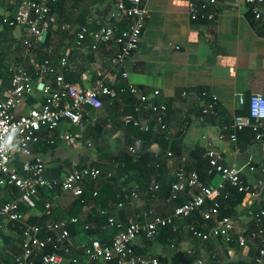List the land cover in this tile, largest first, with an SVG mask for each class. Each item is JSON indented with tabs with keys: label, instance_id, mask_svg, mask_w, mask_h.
I'll return each instance as SVG.
<instances>
[{
	"label": "crops",
	"instance_id": "1",
	"mask_svg": "<svg viewBox=\"0 0 264 264\" xmlns=\"http://www.w3.org/2000/svg\"><path fill=\"white\" fill-rule=\"evenodd\" d=\"M20 1L0 0V18L13 14ZM217 2L216 16L212 22H192L189 0H141L147 18L139 48L121 67L113 70L117 78L114 85L117 97L104 99L102 109L88 107L81 128L63 122L53 132L42 130V143L33 147V151L40 154L45 163L44 175L49 180L60 181L70 171L88 165L100 169L103 175L96 181L83 182L85 197L80 205L77 201L82 196L75 197L59 188L39 190L33 208L25 204L21 206L24 219L29 224L43 226L78 218L75 226L90 224L93 226L91 237L110 243L113 233L110 232V237L105 219L101 220L105 216L102 213L126 224H146L152 221L154 215L163 218L172 216L175 208L188 200V195L169 202V189L164 187L149 201L142 193L126 211L115 208L114 199L107 202L106 209L101 204H94L93 196L97 193L104 192L105 198L108 196L105 188L104 191L102 189L104 183L114 190L127 187L138 190L139 186L133 178L138 174L124 164L119 165V159L129 155L128 148L140 140L137 154L153 156L157 163L165 166L170 179H174L176 170L182 165V158H186V172H197L200 180L211 186L218 184L220 177L218 174L209 176L206 172L205 153L208 150L218 152L221 156L219 165L236 166L243 181L256 194L255 197L240 194L226 186L224 193L229 196L215 199L220 205V216L236 222L234 234L244 232L248 235L256 230L257 222L248 216V212L251 209L264 210V173L261 170L264 165V140L254 141L253 133L248 128L234 132L232 125L234 118L248 115L247 102L251 95L264 94V23L255 22L252 8L245 0ZM113 4L114 0H67L56 7L65 14L62 29L69 31L63 36L65 46L61 60L67 62L65 70L71 72V84L90 87L111 69L112 49L100 47L92 51L90 43L77 47L75 41L79 29L94 31L107 25ZM55 11L50 13L57 22L58 13ZM80 11L84 20L79 22L76 15ZM13 34L21 43L23 32L15 29ZM40 47L41 44L36 52L29 55L25 67L21 65L26 71L29 67L32 71L37 67ZM32 71L29 69V72ZM122 74L127 77L123 79ZM32 79L33 90L16 108L17 114H25L41 106V85L45 82L37 76ZM127 85L134 86L138 95L119 92ZM154 91H158L159 96L150 98L151 102H160L167 107L165 122L169 144L166 149L161 139V135L165 134L149 118L151 114L147 119L144 112L138 115L134 111L139 96L151 97ZM183 92L189 96L182 98ZM204 92L207 98L201 101L200 95ZM213 98H216V105L201 120L200 107L212 103ZM240 98L244 99L243 104ZM135 117L143 126L147 125L152 133L151 141L139 139L136 130L130 124H125L126 119ZM233 133L236 142L230 140ZM64 136H70V139L64 140ZM49 138L54 140V145L47 144ZM22 162L23 157L16 147L13 164L20 172ZM108 173L112 174L109 180L106 179ZM18 195L13 188L0 190V206L17 200ZM47 204L50 206L49 213ZM210 204L211 201L207 205ZM73 210L79 211L78 216H71ZM203 212L200 210L188 219L174 220L177 231L172 227L160 229L152 240L140 236L133 244L135 253L138 256L157 255L162 262L169 264H193L197 259H201L203 264H260L256 253L257 240H247L245 243L234 240L228 244L221 238H210L203 242L190 232V226L207 233L215 225L214 219L204 222ZM262 222L264 224V220ZM75 226L71 228L70 243L73 252L83 258L80 248L87 239H83ZM40 238L43 239V236ZM21 243V231L17 225L1 226L0 261L13 264L21 251ZM48 246L54 252L53 245ZM35 262H39V257Z\"/></svg>",
	"mask_w": 264,
	"mask_h": 264
},
{
	"label": "built area",
	"instance_id": "2",
	"mask_svg": "<svg viewBox=\"0 0 264 264\" xmlns=\"http://www.w3.org/2000/svg\"><path fill=\"white\" fill-rule=\"evenodd\" d=\"M50 0H21L16 11L8 16H2L1 25L23 32L22 46L26 56L33 54L35 45L43 42L48 29L53 26L55 19L50 13ZM252 8L255 22L264 23V0H245ZM217 0H189L188 9L192 22H212L216 16ZM147 12L142 6L141 0H114L113 11L109 23L94 31L81 28L77 32L75 45L81 47L86 39H90V49L97 51L100 47L112 49L110 56L111 69L106 75L96 80L90 87H80L66 83L62 70L67 67L66 60H61L56 65L46 60L37 68V77L45 83L41 86L42 103L40 108L31 109L25 114H17L16 108L20 106L27 95L33 90V79L21 65L10 64L9 72L12 73L11 88L5 89V84L0 79V190L13 188L18 192V199L0 206V227L17 225L21 231V251L14 258V264H169L161 261L157 255L138 256L133 244L140 236L152 240L158 230L172 227L176 219H188L203 210L204 222L215 220L213 228L205 233L190 226L189 231L198 239L205 242L210 238H221L226 243L236 240L245 243L247 240H257L256 253L260 264H264V210H249L248 216L257 222L255 231L245 235L244 232L234 234L236 222L232 218L220 216V205L215 199L229 196L224 193L226 186L240 194L255 197L254 191L243 181L238 169L234 165L220 166L221 156L218 152L208 150L205 153L209 161L208 175L218 174L220 182L214 186L204 184L197 172L187 173L184 166L186 158H182V165L175 173L174 182L170 187L168 201H177L188 195V200L175 208L173 215L163 218L154 215L151 222L140 224L132 222L124 224L114 217L107 218V224L115 233L110 243H104L89 236L82 244L83 258L72 250L70 243L69 226L78 223V218H69L43 226L31 225L21 212V206L30 208L35 206V199L39 190H53L56 188L69 192L75 197L83 195V182L85 180L96 181L102 177L100 169L92 166H83L78 170L70 171L60 180H49L45 177V163L40 154L33 151V147L42 143L40 132L46 130L53 132L60 128L63 122H68L72 127H83V117L86 109L91 107L95 110L103 108V101L117 97L118 92L114 89L117 81L114 69L121 67L139 48L142 32L145 26ZM124 28L120 29V25ZM126 74H122L125 79ZM83 81L85 79H82ZM121 93H129L131 96L138 95L136 88L127 85L120 89ZM158 91L152 96L140 95L139 103L134 111L140 115L145 113L148 119L156 124L160 132L167 134L165 113L167 107L160 102H151L150 98H157ZM187 92L182 93V98H187ZM207 98V93H201V101ZM240 103L244 99L240 98ZM248 115L234 118L233 131H241L248 128L252 131L254 141L264 140V94L251 95L248 98ZM216 105V98L209 105H202L200 118L203 120L211 113ZM147 121V120H146ZM125 124H132L141 131L147 132L148 127L139 120L126 119ZM69 140L70 136H64ZM232 142H236V135L230 136ZM141 143L137 140L128 148L131 155H137V146ZM47 144L54 145V140L49 138ZM90 146V143H88ZM18 148L23 157L21 163L22 172L13 164V153ZM253 170V169H251ZM264 173V165L261 168ZM108 173L106 179H111ZM159 190L157 183L152 182L149 195L153 199ZM94 195H96L94 193ZM138 193L131 190L125 193V201L136 200ZM211 201L210 205H207ZM124 207L123 202H118L117 209ZM50 206L46 205L49 213ZM105 214V213H102ZM153 215V213H152ZM90 224L84 225V230H91ZM43 236V239L40 238ZM53 245L54 252L45 253L47 245ZM39 257V262L35 259ZM0 264H6L0 261ZM193 264H203L197 259Z\"/></svg>",
	"mask_w": 264,
	"mask_h": 264
},
{
	"label": "trees",
	"instance_id": "3",
	"mask_svg": "<svg viewBox=\"0 0 264 264\" xmlns=\"http://www.w3.org/2000/svg\"><path fill=\"white\" fill-rule=\"evenodd\" d=\"M67 0H50L49 2V9L50 12L51 11H55L56 13H58V21L55 22L53 24V26H51L46 35L45 38L43 40V42L39 43L41 44V49L38 52V59H39V63L37 64V67L34 69V71H32L31 67H29V69L32 72H29V69H27V72L32 73L30 74L31 77H35L37 76V68L38 66L43 63L46 60L51 61L53 64H57L61 61L62 55V49L65 46L63 43V36H66V34L69 32L68 30H63L62 29V20L63 18H65V14L61 13L59 11V8L56 9V7L58 5L64 4ZM80 1V0H78ZM55 9V10H54ZM84 10V9H82ZM83 15L81 14V11L76 15V19L77 21H83ZM1 19L0 18V79H2L4 81L5 84V89H10L11 88V79H12V73L9 72V66L10 64H15V65H22L24 66L25 62L28 60L29 56H26L24 48L22 46V41L21 43L15 38L13 31L14 29L9 28L6 25H1ZM84 22H81V24H83ZM121 28L124 27V24L120 25ZM90 40V39H89ZM90 43L91 41H88V39L85 40L84 43ZM39 44L35 45V49L34 51H37V46ZM90 46V44H89ZM44 50V51H43ZM25 67V66H24ZM62 73L64 74V78H65V82L66 83H70L71 81V72L69 73V71L67 70H62ZM117 89H120V86L117 87ZM135 118H133L132 120H135ZM130 127H133L136 130L137 133V137L141 140L144 141H151V136L152 133L151 131H147V132H143L140 131L137 127H134L132 124H130ZM161 139L164 140L163 142V147L166 149L168 147V140L166 139V134L165 135H161ZM166 139V140H165ZM173 147V145H172ZM158 160H156L153 156L151 155H143V153H138L137 155H126L123 156L122 158L119 159V165H123L127 168V169H133L135 170V173L138 174V176L136 175L133 176V178L135 179V181L138 184V190L135 188H123V190H120V188L117 189H113L111 186L107 185V183H104L103 185V191L104 188L105 190L108 192V196L105 198V196L102 194L97 193V195L94 197L93 194H91L94 198V204H101L103 209L107 208V202L110 200H115V204H117L118 202H123L124 203V210L126 211L127 209H130V205H132L135 201H137L141 194L144 193L147 197V201H149V199H152L149 195V188L151 186L150 182H154L157 183L159 186V190L161 188H167L169 189V194H170V187L171 184L174 182V179H170L168 174L166 173V168L164 165H161L159 163H157ZM206 166V172L209 170L210 166H209V161L207 159L206 163H204ZM103 175V174H102ZM139 177H142V179H139ZM103 180V179H102ZM150 180V182H149ZM164 180V181H163ZM166 180V181H165ZM148 181V182H147ZM105 182V181H104ZM93 184V182H92ZM91 185V184H90ZM137 191V193L139 192V196L136 200H131V201H125L123 199V196L125 193L130 192L131 190ZM144 190V191H143ZM158 190V191H159ZM168 194V197H169ZM85 196L82 195L81 198L78 199L77 204H81V202L83 200ZM154 199V198H153ZM130 202V203H129ZM79 211L78 210H73V213L71 216H78ZM105 215L104 217H102L101 220L105 219V224L107 226L108 232H109V236H110V232L113 233L114 235V231L112 229H110L108 227L107 224V218L111 217V215H108L107 213L103 214ZM124 221V219H123ZM124 224L125 221L123 222ZM75 225H72L69 227V232H70V236H72L73 231L71 230L72 227H74ZM77 227L76 230L78 232H80V235H83V239L86 240L89 236H93L92 232H90L91 230L87 231L84 230V225L81 226H75ZM111 237V236H110ZM52 248L51 246L46 247L45 249V253H52ZM14 264V263H13Z\"/></svg>",
	"mask_w": 264,
	"mask_h": 264
},
{
	"label": "water",
	"instance_id": "4",
	"mask_svg": "<svg viewBox=\"0 0 264 264\" xmlns=\"http://www.w3.org/2000/svg\"><path fill=\"white\" fill-rule=\"evenodd\" d=\"M42 86V85H41Z\"/></svg>",
	"mask_w": 264,
	"mask_h": 264
}]
</instances>
